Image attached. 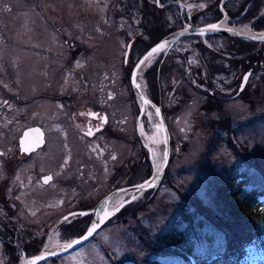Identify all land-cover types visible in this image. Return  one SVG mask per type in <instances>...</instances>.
<instances>
[{
	"label": "rangeland",
	"instance_id": "rangeland-1",
	"mask_svg": "<svg viewBox=\"0 0 264 264\" xmlns=\"http://www.w3.org/2000/svg\"><path fill=\"white\" fill-rule=\"evenodd\" d=\"M166 1L168 5L171 2ZM176 1H181L185 9L176 5L160 12L156 7L168 6L160 0L162 5L157 0H0V103L6 73L18 76L19 67L24 74V68H29L21 64L25 59L23 53L32 58L38 55L33 67L41 82H45V68L52 74L61 70L62 78L54 80V90L47 88L42 92L44 87H40L37 94L56 95L57 88L64 92L62 65L54 68L57 60L37 50L44 52L51 45V50H63L59 41L64 39L55 41L57 34L65 33L70 48L74 43L83 49L72 60V77L77 75V69L88 72L89 101L98 106L106 101L107 108L111 104L113 117L109 118L114 123L110 134L106 129L94 138L95 149L91 151L80 138L68 139L66 123L57 117L63 109L60 100L42 96L25 106L14 104L13 115L18 123L25 126L43 117L50 134L48 149L28 163H20L17 171L28 174L24 179L13 176L14 162L8 154L0 156V264H17L25 256L41 251L52 233L59 244L72 241L87 230L91 219L75 217L57 227L63 215L93 206L114 191L118 183L125 187L145 181L149 170H155L154 151L144 140L143 132L154 137L160 129L150 114L154 109L149 106L141 122L138 120L139 98L130 78L133 66L148 50L150 29L156 30L154 34L159 37L162 32L169 34L190 25L185 10L194 25L219 16V0ZM228 2L232 13H240L251 0ZM222 12L227 14L231 26L251 29L248 22H239L225 9ZM233 39L218 35L182 38L162 63L166 68L162 88L154 96L146 74L158 67L163 52L151 59L143 74V86L152 100L161 93L172 140V155L162 184L148 196H137L84 245L42 264H147L150 258L168 257V251H161L165 246L160 244V238L183 210L192 211L198 218H203L201 210L229 217V205L235 199L221 190L227 186L238 189L237 183L228 180L230 170L246 169L264 178V44L251 49L252 62L248 64L239 59L246 53V45ZM129 42L132 47L126 63ZM194 69L201 72L192 75ZM248 70L251 75L246 88L233 98ZM208 72L212 74L211 80ZM199 77L205 82L199 81ZM102 83H110L117 101L109 100V90L99 92ZM210 89L215 99L208 98ZM207 101H214L211 104L215 107L205 109ZM7 115L5 111L0 113V149L11 151L9 146L16 142L13 132L17 125L9 122L12 116L8 111ZM52 136L64 144H58ZM75 141L80 142L78 152L73 151ZM101 141L109 143L106 156L97 145ZM49 172L54 179L44 184L40 176ZM129 197L125 194L115 207ZM5 203L12 206V211ZM66 225L70 226L69 232L65 231ZM245 253L241 264H264V236L249 244Z\"/></svg>",
	"mask_w": 264,
	"mask_h": 264
},
{
	"label": "trees",
	"instance_id": "trees-1",
	"mask_svg": "<svg viewBox=\"0 0 264 264\" xmlns=\"http://www.w3.org/2000/svg\"><path fill=\"white\" fill-rule=\"evenodd\" d=\"M160 1H164L167 4L166 0ZM222 1L223 0H219L216 3L218 5L217 10L220 17L217 15L213 18V21L202 24L218 21L223 16L222 9H225L228 15L237 19L239 22H248L253 31L256 32L264 30V0H251L250 4L247 2V5H244L243 10L240 13L234 12L238 15L231 12L232 10L228 6V1L230 0H226L222 6L223 8L220 9ZM172 7H176V4L171 3L165 8L159 9L156 7V10L162 12ZM155 15L156 14H154V16ZM238 16L240 17L238 18ZM149 31L152 36L150 38V42H146V50L149 49L152 44L158 42L160 38L168 34H164L162 32V35L157 37L154 34L156 30L150 29ZM170 33L171 32H169V34ZM233 40L246 45V53L243 54L245 57L242 56L239 59L244 60V62H247L248 64L252 62L250 61L253 53L251 49L262 45L259 43H249L247 41L244 42L238 38ZM234 57L235 56H233V58ZM158 68L159 66L146 74L148 81L151 83V94H153V96L160 92V89L162 88V75L166 70V68L162 66L160 74L161 77L158 78ZM209 70L210 68L208 71ZM198 72L200 73L201 69H194L192 75ZM208 74V80H211L210 72H208ZM198 80L203 83L205 82L203 77H199ZM208 95L212 97L209 92ZM160 96L161 93L159 94V97H154L156 99L154 100L157 103L160 101ZM214 107V103H210V105L206 104L204 108L213 109ZM219 123L220 121H218V124ZM227 177L228 180H230V183L234 182L238 184V189L231 190L228 188L229 186H227L225 189L222 188L221 190V192L224 191V193H227L231 199L233 197L235 199L232 200L229 205V217L224 218L222 216L221 218L207 214L201 210L203 218H198L192 211L189 212L187 210H183L180 213L181 215H179V218L169 224V228L164 231L162 237L160 238V244L165 246V248L161 249V251L162 253L168 251V257L162 255H160V257H153L148 260L147 264L242 263L246 255L245 248L249 244L253 243L255 239L264 236V201H261V198L264 197V178L250 174V172L246 169L230 170ZM150 193L151 191H148L144 196H148ZM198 212L200 213V211ZM66 230L69 232L71 230L70 226L66 225L65 231ZM84 232L82 234H84ZM39 250H37V253Z\"/></svg>",
	"mask_w": 264,
	"mask_h": 264
},
{
	"label": "flooded vegetation",
	"instance_id": "flooded-vegetation-1",
	"mask_svg": "<svg viewBox=\"0 0 264 264\" xmlns=\"http://www.w3.org/2000/svg\"><path fill=\"white\" fill-rule=\"evenodd\" d=\"M60 32L62 33V29ZM64 35H65V33L60 34V36L57 34L56 35L57 41H55V43L61 42L63 44V47H61L63 50H51L50 47H54V45L47 46L46 50L44 52L37 50V46L34 49V50H37V52L39 51L41 54L47 53V54L52 55L53 59L57 60L54 63V68L59 63L62 65V69L65 71L64 80H66V81H64L66 83V87L64 88L63 93L61 91H59L58 88L57 89L55 88L56 89L55 90L56 95L42 93V92H45L47 88H49V90H52V89L54 90L55 81L61 80L62 77L59 78V76H60L59 74L61 73V70H58L54 74H52L53 73L52 71L50 72V71H48V68H45L44 69V71H45L44 72V74H45V80L44 81L45 82H41L40 79L38 78L39 72L33 67L34 66L33 60H35L36 57L38 60V55H36V57L34 56L32 58V55L27 54V53H23V56L25 59L23 58L24 61L21 64L22 65L27 64L29 66L28 69L24 68L25 74L23 72V69H20V67L18 68V72H19L18 76L15 73L7 74L5 72L7 76H6V78L4 77L6 84L4 83L3 87H2L3 99H2V102L0 103V113L2 111H5V113L7 115V111H8L9 115L12 116V119H10L9 122H13V125H17V126L15 127V130L13 132V135L16 134V142L13 145L9 146L11 151H7V150L5 151L3 149H0V156H5L6 154H8L11 161L14 162V164H12V168H13V172L16 171L15 173H13V176H16V179H24V176L28 175L27 173H22V172L17 171V169L19 170L18 167H19L20 163L26 164L32 158L36 157V155H38V153H41V151L46 150V148L48 147V145H47L48 136H49L48 134H50V133L47 130V122H45V120L42 119L43 117H37L35 120H33L29 123H26L25 126L18 123L16 121L17 117L16 116L14 117V115H13L14 110H15V108L13 109L14 104L20 105V106H25L26 104H31V103L35 102V100L37 98H39V99L42 98V96L44 98L52 97L56 102L58 100H60L62 102V108L63 109H62V111L58 112L57 117L59 119L62 118L64 123H66L65 130H68V132L66 131V134L68 135V139L73 138V137L80 138L87 145V149H89L91 151L93 149H95V145L93 142L94 138L97 136H100L102 133H104L106 131V129L109 132L111 130V128L114 127V123H111L112 121L109 118V115H111V118L113 117L112 108H111L112 111L109 110L111 107V104L107 108V102L106 101L100 102L101 105H99V106L97 104H92L89 101L90 97L88 95L89 94L88 72L86 73L85 71L77 69V75L72 77V75H73V72L71 70L72 63L74 60H76V57H78L79 55L82 54L83 49L80 48V45L79 46H78V44L74 45V43H71L72 47L70 48L69 40L64 38ZM60 38L64 39V40L59 41ZM64 44H66V45H64ZM210 70H211V68H210ZM57 72H59V73H57ZM50 74H51V80L49 79ZM211 76H212V74H211ZM46 77L48 79H46ZM8 80L10 82H8ZM211 83H212V81H211ZM109 84L110 83H102L101 85H99L98 90L100 93H104L106 90H109V92H110L108 95L109 100L117 101V99H115V97L117 95L115 92L114 93L111 92ZM40 87L41 88L44 87V88H43L42 92H40L41 94H37L38 93L37 91H40L39 90ZM210 91H211L210 94L212 95V97H210L208 95V98L215 99L214 98L215 95H213L214 91L213 90H210ZM60 92H61V94H60ZM162 101H163V97L160 96V101L158 104L162 105ZM211 102H214V101H207L206 103L210 104ZM162 108H163V106H162ZM163 111H164V113H166L165 108H163ZM22 114H23L22 116L24 117L25 111ZM165 118H166V115H165ZM7 122H8V115H7ZM167 124H168V121H167ZM37 126H40L43 129V132L45 135V144H44V146L39 147L38 150L31 151L30 153L26 154L25 152L21 151V147H20L21 135L24 133V131L27 128L37 127ZM108 126H110V128H108ZM89 131H91V133H92L91 135L88 134ZM109 134H110V132H109ZM53 138L55 139V141L58 144H60V143L64 144V143H62L60 138H55V137H53ZM66 139H67V137H66ZM73 144H74L73 151L75 152V150H76L78 152V150L80 149V142L75 141ZM97 145H98V147L101 148V153L103 156L108 155L107 148L109 147V143H105V142L101 141V142H97ZM61 146L63 147V145H61ZM171 148H172V145H171ZM148 153H149V151H148ZM171 155H172V152H171ZM170 159H171V156H170ZM149 173L150 174H147V178L153 174V172H149ZM49 174L52 175V173L49 172V173H46V174H43L40 176L43 183H44V181H43L44 176H47ZM120 175L122 176V174H120ZM165 175H166V173H165ZM124 176H126V175L124 174L122 178H124ZM52 177H53V175H52ZM53 179H54V177H53ZM52 180H50V182ZM49 183H44V184H49ZM122 186H123V184L119 185V183H118L116 188H119ZM95 204H93V206ZM93 206L83 208V209H91V208H94ZM6 208H8L9 210L12 211V206H10L9 204H7ZM75 210H82V209H75ZM75 217L90 218L92 220V218H91L92 215H86L83 217H81L80 215H77V216H74L73 218H75ZM64 223H67V221L63 222L62 224H64ZM60 226H62V225H60Z\"/></svg>",
	"mask_w": 264,
	"mask_h": 264
},
{
	"label": "water",
	"instance_id": "water-1",
	"mask_svg": "<svg viewBox=\"0 0 264 264\" xmlns=\"http://www.w3.org/2000/svg\"><path fill=\"white\" fill-rule=\"evenodd\" d=\"M226 0H223L221 6ZM159 5L161 2L157 0ZM176 4L179 7H182L185 9L184 4L181 1H171L169 4ZM168 5V4H167ZM165 6V5H164ZM188 16V22H190V25H186L185 27L178 29L176 31H172L171 34H168L161 38L158 42L152 44L150 48L145 51L140 59L135 63L133 66L130 78H131V86L136 94V96L139 98V105H140V114L138 117L139 122H141V119L143 115L146 114L148 106L154 109V115L157 119L155 125L158 129H160L161 138L163 140V156L161 159V164L156 170L153 171V174L148 177L145 181L135 183V185H129L125 187H119L114 189V191L106 194L103 199H101L98 203H96L91 209H83V210H73L70 213H67L62 216L61 220L57 223V227L62 225L63 222L69 221L74 216L80 215L81 217L86 215H92V220L89 224V226L86 228L87 230L84 232V234L75 237L72 241L79 240V243H72L71 247H67L69 242H65L63 244H60L58 247L54 248L53 250H46V248H43L38 253L32 254L31 256H25L21 259V261L17 264H30V262L37 256L44 257L43 259L36 262V264H42L44 261L51 260L55 257L64 256L67 253L73 252L74 249L84 245L86 242L90 241L92 237L95 236V234L110 220L114 218V216L119 213L125 206L133 201L136 200L137 196L144 195L148 191H156L157 188L162 184V181L165 177V171L170 163V156H171V134L170 129H168L167 124V118H165V113L163 111L162 105L156 103L154 100L148 97L145 89L140 85L138 79V75L140 73V69L144 67V65L149 62L152 58L156 57L157 55L161 54L163 52V57L161 59L160 64L158 65V78H160L161 70H162V63L165 60L167 53L171 50L172 47H174L179 41L182 40V38L189 37V36H226L231 38H238L240 40H243L244 42H250V43H260L264 44V30L262 31H256L253 33H243L239 31L231 30L229 26H222L220 23L223 19V17L227 16L226 13H224L223 17L220 18L218 21H214L213 23H206L202 25H194L193 21L191 20L190 13L185 10ZM209 25H218L217 29H209ZM165 44V47L158 52L153 53L151 57H149L147 60H144L145 56L148 55L149 52L152 51V49L157 48L158 45ZM131 43H129L127 51H126V60L127 63L129 60V53L131 50ZM144 60V63L141 64L140 61ZM146 71V70H145ZM251 75L250 70L247 71V73L244 75L241 85L237 90V93L233 96L234 98H237L241 92L244 91V89L247 86L248 79ZM139 85V87H137ZM147 101V102H146ZM157 110H159L157 112ZM45 144V135L43 132V129L40 126L37 127H30L27 128L24 133L21 135L20 138V147L21 151L27 153H30L31 151L38 150L39 147L44 146ZM28 149V151H25V149ZM51 177V180L53 179L52 175L49 174L47 176H44L43 181L44 183H49L50 180L46 182V178ZM140 185H144L143 188L139 187ZM125 194H129L130 197L125 200V202L118 205V207L111 208L110 203L114 200V198L118 195L125 196ZM67 218V219H66ZM96 225V230L91 234L88 235V230L93 226ZM85 237H87L85 239Z\"/></svg>",
	"mask_w": 264,
	"mask_h": 264
},
{
	"label": "bare ground",
	"instance_id": "bare-ground-1",
	"mask_svg": "<svg viewBox=\"0 0 264 264\" xmlns=\"http://www.w3.org/2000/svg\"><path fill=\"white\" fill-rule=\"evenodd\" d=\"M222 26H229L231 30H236V31H239V32H247V33H253L254 31H252L251 29H249V26H245V27H238V26H231L229 24V18L228 16H225L223 17L221 23H220ZM151 61L150 60L149 62H147L144 67H142L140 69V73L138 75L139 79V83L140 85H142V87L144 88L143 86V82H144V77H143V74L145 72V70L149 67V64H151ZM145 89V88H144ZM151 116H152V119L155 120V123L157 121L155 115H154V112L152 111L151 113ZM143 137H144V140L146 141L147 145L149 147H152L153 148V155H152V162H154V167H155V170L156 168H158L161 164V159H162V156H163V151H162V148H163V142L161 140V133L158 132V134L154 137H147V135L143 132ZM124 195L121 196V195H118L114 198V200L110 203V206L111 208H115V205L118 204V202L123 199ZM60 244L58 243L57 239H56V235L54 233H52V235L50 236V238L48 239V242H47V245H46V250H53L54 248L58 247Z\"/></svg>",
	"mask_w": 264,
	"mask_h": 264
},
{
	"label": "snow or ice",
	"instance_id": "snow-or-ice-1",
	"mask_svg": "<svg viewBox=\"0 0 264 264\" xmlns=\"http://www.w3.org/2000/svg\"><path fill=\"white\" fill-rule=\"evenodd\" d=\"M208 27H209V29H217V28H218V25H209ZM164 47H165V44H160V45H158L157 48L152 49V51L149 52L147 56H145L144 60H147L149 57H151V56L153 55V53L158 52L159 50L163 49ZM144 60L140 61V63L143 64V63H144ZM137 87H139V85H137ZM146 102H147V101H146ZM158 111H159V110H157V112H158ZM88 134L91 135V134H92L91 131H89ZM25 151H28V149L26 148ZM48 180H51V177H47V178H46V182H47ZM139 187L143 188L144 185H140ZM66 219H67V218H66ZM95 230H96V225H93V226L88 230V235H91ZM86 238H87V237H85V239H86ZM72 243H79V240H77V241H72L71 243H69V244L67 245V247H71V244H72ZM43 258H44V257H42V256H37V257H35V258L30 262V264H36L37 261H39V260H41V259H43Z\"/></svg>",
	"mask_w": 264,
	"mask_h": 264
}]
</instances>
